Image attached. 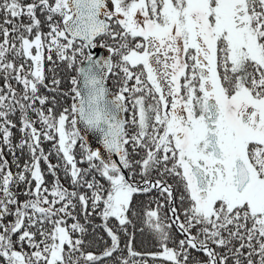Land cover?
Instances as JSON below:
<instances>
[{
    "label": "snow or ice",
    "instance_id": "obj_1",
    "mask_svg": "<svg viewBox=\"0 0 264 264\" xmlns=\"http://www.w3.org/2000/svg\"><path fill=\"white\" fill-rule=\"evenodd\" d=\"M45 61L53 66L51 91H58L54 73L61 64L77 72L73 102L59 115L54 103L44 108L50 100L40 94L49 88ZM0 73L3 143L15 158L10 128L16 125L8 117L19 111L18 147L31 156L14 175L0 148V264L115 259L123 249L109 220L127 234L134 198L153 190L164 200L143 220L160 247L146 254L153 261L264 264V0H0ZM109 75L119 78L112 99ZM80 122L99 134L102 149L80 144L78 160L75 149L85 140ZM42 137L55 142L62 164L49 162ZM41 159L55 178L51 189L43 187ZM58 168L70 174L73 188L91 195L64 188ZM20 183L31 199L18 200L12 187ZM89 200L111 239L103 256L82 252L83 239L71 233L86 229L73 223L70 232L63 219H76L73 201L87 218ZM125 248L131 258L142 256L131 238Z\"/></svg>",
    "mask_w": 264,
    "mask_h": 264
},
{
    "label": "trees",
    "instance_id": "obj_2",
    "mask_svg": "<svg viewBox=\"0 0 264 264\" xmlns=\"http://www.w3.org/2000/svg\"><path fill=\"white\" fill-rule=\"evenodd\" d=\"M43 20V16L40 17ZM43 30L46 32L48 31V28L46 25L43 26ZM47 54V53H46ZM53 59H56L55 54H53ZM53 66L45 61V74L48 77L45 81L46 84L49 85V88H40V94L47 96L50 100L49 104L44 105V108H50L53 107V103L55 104V107L53 108V112L56 115H59L63 111L64 108L70 107L73 100L72 96L74 95L71 93V88L73 87L71 84V78L77 75V72L72 69H67L64 67L63 64L60 65V67L55 69L54 75L57 79L60 80L58 91H51L50 89L55 87L51 84V77L53 75L52 72L49 71ZM115 79V78H114ZM109 82V79H108ZM116 82V80H115ZM12 87L19 93L22 92V86L17 84L15 80L11 81ZM112 87V84L109 82ZM115 86V84H114ZM5 87V81L3 80V74L0 73V88ZM5 91L7 89L5 88ZM65 93H68V95H64ZM36 107H40V105L37 102ZM29 116L33 121L37 120V117L34 113L29 112ZM8 119L12 121L13 124L16 125L14 128H10V131L12 132L11 136V142L13 146V150L15 151V158L12 154V152L9 151V146L7 144L3 143V134L0 133V148H3V160L8 161V166L15 175L18 172H21L23 169V165L26 163H31V156L29 153V150L27 147L20 149L18 145L20 144L21 140L24 138V134L20 132L21 127V113L19 111H16L13 114H10ZM0 123H3L0 121ZM37 128L40 129L41 125L39 123L36 124ZM54 141H47L44 140L43 137L41 138V147L44 150V153L46 155H49V162L53 165L55 164H62L63 161L60 160V158L56 154V150L54 148ZM80 144H84L83 141H80L75 149L76 156L78 160L82 159L81 152L82 149L80 148ZM3 160H0V163H3ZM17 164L20 165V167H17ZM78 167L86 169L88 166L86 163H79ZM40 168L42 173L44 174L45 184L43 187H48L51 189V187L55 183V178L50 174L49 169L47 167V163L41 159L40 161ZM57 176L59 177V181L61 185L64 188H67L69 191H78L80 194H86L88 196L91 195V190L84 188H73L71 185L70 180V174H66L62 168H58L57 170ZM93 175H95L96 179L100 183H104L107 187L106 181H103L98 174H89L87 176L88 180H91ZM138 179V178H137ZM169 183H173L172 179L168 180ZM31 185L34 189L35 182L32 181ZM12 191L16 193L17 198L20 202H24L28 199H31V197L27 196L25 193L27 191V185L25 183H20L18 185H14L12 187ZM178 196V193H174ZM45 195H49L48 193H45ZM52 197L49 195V199ZM159 201V203L163 204L164 200L163 197L159 195V193L156 190H153L151 193L148 194H138L133 201V207H134V214H130V219L132 220V224L127 226V234H125L117 225V222L114 219H110L108 222V226L112 227L114 231L117 232L118 235L121 237V249L123 251L119 253H115L114 257H107L103 258L99 264H118V261L122 259H131L135 261H140L141 259L146 260L148 264H163L160 260L153 261L152 257L146 255L147 253H156L160 251L159 244L155 240L153 234L151 231L144 225L143 220L145 219V214L148 210H154L156 208V202ZM73 203L76 204L75 210L73 211V215L76 217L75 220L71 219L70 217H63V219L66 220L69 231L71 232V225L73 223H79L81 226H83L86 231L81 234L80 232H74L71 233L72 238L75 239H83L84 243L81 246V251L84 253H92L97 256H103V252L107 247H110L111 245V239L107 235V232L104 227V221L102 220L99 211L92 212L91 209V201L89 200V215L87 218L85 217V213L82 211L80 204L77 201H73ZM60 205L58 204L57 207ZM14 208V206H12ZM47 207V205H45ZM167 210V205H165V208L161 211V215L163 216L164 211ZM6 221H12L14 220L13 216H8L5 218ZM46 229L51 228V224L46 223L44 225ZM143 229V231H141ZM35 231V229H32ZM173 232H175V229H173ZM134 237V238H133ZM39 239V237H37ZM131 238V246L132 249L136 252H139L142 254L140 257L131 258L128 256L127 249L125 248V244L128 242V240ZM15 239V237H14ZM170 247L173 245H169ZM29 250L30 249H27ZM67 250V246H66ZM77 256L80 255V253H76ZM81 264H86L83 260L81 261Z\"/></svg>",
    "mask_w": 264,
    "mask_h": 264
},
{
    "label": "water",
    "instance_id": "obj_3",
    "mask_svg": "<svg viewBox=\"0 0 264 264\" xmlns=\"http://www.w3.org/2000/svg\"><path fill=\"white\" fill-rule=\"evenodd\" d=\"M94 51H100V49L97 48ZM86 63L87 62H85V66H86ZM106 87L109 89V98L110 99L114 98V95L111 93L109 85L107 83H106ZM121 115L123 117V113ZM77 128L81 130V135L85 137V140L83 142H84V144L86 143L87 147H90L93 150H101L102 149V143H101V140L99 138L98 133H95V132H92V131H89L88 129H86L85 125L82 122L77 124ZM103 155H104L105 159L109 158V154L106 151L103 152ZM111 159H114L117 161V163H119V157L118 156L113 155V156H111ZM124 171L126 173V170H124Z\"/></svg>",
    "mask_w": 264,
    "mask_h": 264
},
{
    "label": "flooded vegetation",
    "instance_id": "obj_4",
    "mask_svg": "<svg viewBox=\"0 0 264 264\" xmlns=\"http://www.w3.org/2000/svg\"><path fill=\"white\" fill-rule=\"evenodd\" d=\"M115 78V79H114ZM108 79H109V82L112 84V87H111V90H113V93L116 94V92L119 91V85L117 83V79L118 77L116 76H112V75H109L108 76ZM114 80H117L116 82ZM115 84V86H114ZM110 85V84H109ZM111 86V85H110ZM129 86L131 87L132 86V82H129ZM130 112L129 113H123V118H130ZM126 174H127V170H126Z\"/></svg>",
    "mask_w": 264,
    "mask_h": 264
},
{
    "label": "rangeland",
    "instance_id": "obj_5",
    "mask_svg": "<svg viewBox=\"0 0 264 264\" xmlns=\"http://www.w3.org/2000/svg\"><path fill=\"white\" fill-rule=\"evenodd\" d=\"M118 79H119V78H118ZM118 79H117V80H118ZM117 80H116V81H117ZM114 81H115V80H114ZM106 83L109 85V82H108V77H107V82H106ZM109 88H110V91H111V93H112V94L115 96V94L113 93V90H111V87H110V85H109ZM116 93H117V92H116Z\"/></svg>",
    "mask_w": 264,
    "mask_h": 264
}]
</instances>
